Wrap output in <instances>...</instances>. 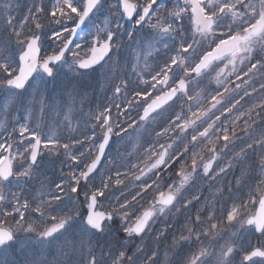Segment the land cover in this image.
I'll use <instances>...</instances> for the list:
<instances>
[{"label": "snow or ice", "instance_id": "obj_1", "mask_svg": "<svg viewBox=\"0 0 264 264\" xmlns=\"http://www.w3.org/2000/svg\"><path fill=\"white\" fill-rule=\"evenodd\" d=\"M17 7L18 0H0V215L5 218L0 220V264H9L13 244L32 240L42 248L54 242L62 250L70 247V253L62 251L68 259L57 264H73L77 252L80 264H264V0H33L22 17L11 14ZM125 16L133 22L131 30L120 23ZM44 36L54 45L50 52L43 48ZM123 37L138 49H154L160 63L148 71L149 79H144V69L135 72L139 84L134 87L132 81L116 85L113 96L120 102L90 112L86 132L49 136L20 123L38 95L42 113L54 107L45 104L43 92L60 73L68 77L61 95H80L74 82L112 61ZM85 48L90 55L82 58ZM212 73L216 87L209 93L198 90ZM254 94L258 102L240 111ZM133 111L138 120L123 127L121 117ZM234 112L239 114L233 118ZM149 127L156 139L143 156L115 167L117 158L107 156L113 136L125 139L128 128L136 132ZM164 137L172 143H159ZM46 158L62 165L53 179H41ZM102 165L114 166V176L108 167L102 173ZM176 165L179 183H169L168 173ZM234 166L240 172L236 192L247 183L249 172L259 168L260 182L248 199L226 184L216 188L215 199L197 208L202 200L199 182L210 181L212 187ZM225 192L233 203L220 211L217 203ZM185 193L195 194L189 199ZM102 199L110 205L104 211L98 210ZM252 203L259 204L258 212L248 210ZM145 204L149 208L141 211ZM190 208L196 214L185 216L176 229L181 234L173 235L165 250L130 248L122 242L142 240L155 220ZM26 213L38 219H27ZM9 217L14 226L8 224ZM117 225L121 235L105 239L97 255L93 241L99 246V237L112 235ZM164 231L160 235L167 239ZM255 233L260 234L258 245L248 240ZM24 264L49 262L33 255Z\"/></svg>", "mask_w": 264, "mask_h": 264}, {"label": "rangeland", "instance_id": "obj_2", "mask_svg": "<svg viewBox=\"0 0 264 264\" xmlns=\"http://www.w3.org/2000/svg\"><path fill=\"white\" fill-rule=\"evenodd\" d=\"M133 1L135 3L143 2V0H133ZM45 2L47 3L48 0H45ZM52 2H54V0H52ZM112 2H115V0H110V3ZM32 3L33 0H18V7L11 14L17 17H22L23 15H26L27 9L28 7H31ZM50 7L51 4H49V8ZM0 23H2V21H0ZM43 23L47 24V21L44 20ZM120 23L123 24L124 27L130 30L133 28V22L131 20H125L124 17L120 20ZM145 27L147 28V25H145ZM45 31H47V29H45ZM81 35L83 34L81 33ZM77 42H80L78 38H77ZM53 47L54 45L52 41L48 38V36H44L43 48L45 52H50ZM86 54L87 55L90 54L87 48L83 49L80 52L82 58L85 57ZM112 57L113 60L107 64H104L103 67L98 66L96 71H90L88 72L87 75L81 77L79 82H74L79 84V92L81 93L80 95L77 96L69 97L66 95L63 96L61 95L64 85L68 81V77H66L63 73H60L55 80L49 82L46 91L43 92V100L45 104L54 103V107L50 110H47L45 113H42L41 103H40L41 97L38 95L35 98V100L31 102L29 111L24 113L25 119H22L20 123L27 122L30 128L41 129L45 134L49 136L53 134H58L65 137H70L71 135H75V133L77 135V132H81L84 128H86V123H88L86 118L90 112H92L93 110L95 111L101 110L102 104H108L109 102L115 104L120 102L119 98L113 96V91L116 85L121 84L122 81H132L133 82L132 86L134 87L136 84H139V79L135 74V72H140L141 69H144V72L148 73V71H150L151 68L155 67L158 63H160V57L157 56L154 49L148 48L147 46L144 49H138L136 44H129L127 37H123V46L121 47L120 51L118 52L114 51ZM145 63H147L148 68L144 67ZM133 66H135V71L133 70ZM220 66L222 67L223 64L221 63ZM128 70H130L131 72L129 77L131 76L133 77L131 78L128 77V79H126L123 75L124 72ZM64 71H67V69L65 68ZM214 76L215 73H212L210 77H206L203 80V82L199 85L198 90H204L205 93L211 92L212 88L216 87ZM146 79L149 78L146 77ZM232 79H234V77ZM255 86L259 88V83H257ZM143 87L144 85L140 84V88ZM250 90L251 89H249V91ZM208 99L210 100V96L208 97ZM258 99H259L258 94H254L252 100L248 101L247 103L242 102L243 107L240 109V111L246 112L253 103L258 102ZM123 107L124 106L122 105L121 111H123ZM169 111H171V109ZM256 111H259V109H256ZM29 113H31V116H29ZM115 114H116V109L113 108V116H115ZM238 114L239 113L234 112L233 118ZM18 115L19 113L13 112V116H18ZM165 115H167V113H165ZM253 117H255V112H253ZM124 118L128 119V117H124ZM129 118L131 120L132 119L138 120L135 111L131 112ZM0 119H2V117H0ZM131 120L129 121V123H131ZM243 120L244 118H241L239 121H237L238 131L240 128L243 127V123H241L243 122ZM249 123H251L250 120ZM12 126L13 125L10 122L8 127L9 132H11ZM15 127L18 128L19 125L16 124ZM127 127L128 124L126 125V128ZM153 127H155V125H153ZM128 130H129V136L121 140L115 138V140L112 143L113 145L108 152L109 156L112 155L113 157H117L119 160H121L120 157L126 158L124 160H121L119 162V165L120 164L126 165L129 163V160L135 163L136 157L143 156L144 149L148 147L149 143L154 142L156 139L155 132H153L150 127L148 128L147 131H143L142 129L139 128L136 130V132H133L132 128H128ZM155 130L160 131L161 129L159 127H156ZM2 131L3 129L0 128V132ZM137 132H139L140 134L137 135ZM171 135L172 134L170 133L169 137ZM190 135H191V130H189V136ZM169 137H164L160 139L159 143L165 145H167L168 143H172V140ZM17 138L18 136L16 134H13V139H17ZM0 139H2V137H0ZM62 142H67V141L63 140ZM117 142H119L121 145H118ZM177 146L179 147V145ZM197 151H199V148L197 149ZM205 155L207 154L205 153ZM42 165L43 167L41 170V179H43L45 176L48 179H53L56 175L60 174V169L62 167L60 163L52 162V164H48L46 158L42 162ZM140 166L143 167V164H141ZM105 167L111 168L113 174H115V167H113L112 165H102L101 166L102 173L104 172ZM67 170H68L67 167H65V171ZM125 170L126 168L123 167L120 168L121 172ZM177 171H179V165L176 166V169L172 175L174 176L176 182L179 183L180 177L175 174V172ZM136 174L138 175L139 172L137 171ZM229 174L231 176L236 174V178L239 177L240 172L238 170V166H234L232 170L228 172L226 175L229 176ZM226 175H224L223 177H225ZM248 175H249V179L247 180V183L244 184L239 190V196H242L243 198L245 197V195H248L250 191H252L254 184H256L257 187L261 179L258 167L255 168L253 171H250ZM204 182L205 181L199 182V188H200L202 200H201V205H197V208L201 207L205 201L213 200L218 196V193L211 195V199L207 198L206 196H203V191L205 190ZM216 184L218 183L216 182ZM37 187H39L38 184ZM187 187L188 185L186 184L185 188ZM216 188L210 190L216 192ZM181 191H184V189H181ZM188 194L190 195L191 198V195L195 193H185L186 196H188ZM116 195L119 196L120 193L118 192L116 193ZM258 195L259 192H257V196ZM244 199L246 200V198ZM106 204L107 202H103L104 206H106ZM251 206H254L255 208L256 203H252L248 205V210L250 212H251L250 209ZM2 207L3 205H0V208ZM192 209L194 211L193 214L191 213ZM8 211H11V209H8ZM195 214H196L195 208H190L187 212L181 209V212L179 214V221L182 222L181 225L184 223L185 216H194ZM1 217L5 219L2 215ZM15 218L18 219L19 217H15ZM26 218L35 220L38 219V215L29 216V214L26 213ZM7 222L12 226H14L15 224V220L12 217L7 218ZM178 234L180 235L181 233L178 232ZM183 234L186 235L187 233L185 232ZM78 235L79 232H77V236ZM18 236L20 237L21 240H23L24 238L23 233H19ZM251 236L252 234H248L249 241L251 240L250 238ZM258 237L259 236H257V238ZM112 238H113L112 235H104L99 237V246H97V242L95 240L93 241L92 246L95 248V252L97 255H99L100 246L104 245L105 239L111 240ZM257 238H256L257 241L255 240L256 242L254 241L253 243L250 241V243L253 245L256 244L258 245L259 241ZM85 240H87V238H85ZM58 245L59 242H54L52 245L42 248L41 245L35 240H32L28 243L18 242L13 244V246L8 250L7 260L9 264H24L26 258H31L33 255H35L37 259L47 260L49 264H57V261L68 259L67 256L62 255V251L64 253L71 252L70 247H64L62 250L61 247H59ZM105 251H107L106 248ZM78 253L79 252H77L75 256H78L79 255ZM86 253H87V247L85 249V255ZM73 264H80V261L77 263L73 262ZM108 264H111V260L108 261Z\"/></svg>", "mask_w": 264, "mask_h": 264}, {"label": "flooded vegetation", "instance_id": "obj_3", "mask_svg": "<svg viewBox=\"0 0 264 264\" xmlns=\"http://www.w3.org/2000/svg\"><path fill=\"white\" fill-rule=\"evenodd\" d=\"M124 68H125V66H124ZM126 73H127L128 76L126 75ZM130 74H131V72H130V70H128V71L124 72V75L123 76L126 79H128V77L130 76ZM143 75H144V79H146V77L150 78L147 75V72L146 73L144 72ZM131 77H133V76H131ZM131 77H129V78H131ZM130 115H131V113L128 116H126V117H128V119H125L124 117L122 119V117H121V120L123 121V127H125V128H126V125L129 123V121L131 120L129 118ZM125 123H127V124H125ZM241 123H243V122H241ZM86 131H87V128H84L81 132H86ZM128 132H129V130H128ZM88 134H90V133H88ZM75 135H76V133H75ZM79 135H80V132H77V136H79ZM121 135H123V133H121ZM115 138L118 139V140H121L120 138H118L116 136H113L112 142H111V147L113 145L112 143L115 140ZM117 143H118V145H121L119 142H117ZM108 152H109V150H108ZM108 152H107L108 158H112L113 156L112 155L109 156ZM60 159H65V157L64 156H61ZM47 161H48V164H52V162L48 158H47ZM120 161L121 160H119L117 158V164ZM54 163H60V160H56ZM109 174H111V175L114 176L113 171H111ZM168 175L171 177V179H169V181H168L169 183H172L173 181H176L174 179V176H172L173 175V172L172 173H168ZM235 180H236V174H234L233 176H231L230 174H229V176L228 175H226L225 177L222 176L219 180H217V183L218 184H216V185H214L212 187H209L210 181L205 180V182H204L205 190L203 191V196H206L207 198L211 199V195L216 194L217 192H214V191H212L210 189L216 188L217 186H218L217 188H222L226 184L227 185H231L232 188H233V191L236 192ZM117 187H121L122 188L123 186H117ZM255 188H256V184L253 185V189H255ZM133 194H134V191H133ZM236 195L239 196V191L236 192ZM187 197L190 199V195L189 194H188ZM244 198H246V200H247L248 199V195H245ZM103 202H107L106 206L103 205ZM236 202L238 203L239 200H237ZM141 203H143V202H141ZM232 203H233V200L229 197L228 193L225 192L224 197H223V200L222 201H219L217 203L218 204L217 208L220 211H223L226 208H231V206H229V205H232ZM257 206H258V203H256L255 208H254V206H251L250 207L251 212H256ZM109 207H110L109 201L106 200V199H102L101 202H100V204L98 205V210L104 211L105 209H108ZM177 207L179 208L180 205L177 204ZM148 208H149V205L145 204L144 205V208L141 209V211L147 210ZM81 210H83V209H81ZM193 212L194 211L192 209L191 210V213L193 214ZM179 214L180 213H176L175 211H173L169 215H163L159 219L155 220L153 222V224H152L151 229L146 234H144L142 240H140V239H134L130 243L127 240H123L122 242L125 243V244H128V246L130 248L134 245V246H138V247L145 248V249H151V250H156L157 248H159L161 250H165L166 249V246L171 245L173 235L179 236L178 231H176V229L179 228L180 225H181V223H182L181 221H179ZM116 219H117V223H118L119 222V217H117ZM165 221H167V224H165ZM177 222H179V223H177ZM111 223L112 222L109 221V224L110 225H111ZM171 226H175V227L173 228V231L172 232H168L166 229L168 227H171ZM117 227H118V225L117 226H113V228H112V236H115V234H116L117 237L119 235H121V233H118L117 232ZM162 229L165 230L164 231V236H166L167 239H164L160 235V230H162ZM76 232H79V230L77 229ZM259 235H260L259 233L252 234V236L250 237L251 238L250 241L254 243V241L256 240L257 236H259ZM129 254H131V252H129ZM147 254L150 255L151 252L149 251V252H147ZM72 260H73V262H76V263L79 262L80 261V255L72 257Z\"/></svg>", "mask_w": 264, "mask_h": 264}, {"label": "water", "instance_id": "obj_4", "mask_svg": "<svg viewBox=\"0 0 264 264\" xmlns=\"http://www.w3.org/2000/svg\"><path fill=\"white\" fill-rule=\"evenodd\" d=\"M134 3V2H133ZM126 17V16H125ZM126 19H129L128 17H126ZM259 211V205H258V208H257V212Z\"/></svg>", "mask_w": 264, "mask_h": 264}, {"label": "trees", "instance_id": "obj_5", "mask_svg": "<svg viewBox=\"0 0 264 264\" xmlns=\"http://www.w3.org/2000/svg\"><path fill=\"white\" fill-rule=\"evenodd\" d=\"M116 167H118V165ZM0 220H3V218L1 217V215H0Z\"/></svg>", "mask_w": 264, "mask_h": 264}]
</instances>
